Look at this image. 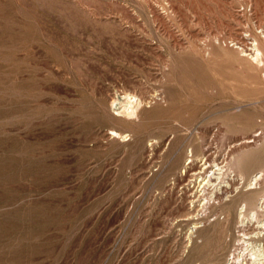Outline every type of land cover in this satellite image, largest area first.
Masks as SVG:
<instances>
[{
    "label": "rangeland",
    "instance_id": "rangeland-1",
    "mask_svg": "<svg viewBox=\"0 0 264 264\" xmlns=\"http://www.w3.org/2000/svg\"><path fill=\"white\" fill-rule=\"evenodd\" d=\"M256 45L264 0H0V264H250Z\"/></svg>",
    "mask_w": 264,
    "mask_h": 264
},
{
    "label": "bare ground",
    "instance_id": "bare-ground-1",
    "mask_svg": "<svg viewBox=\"0 0 264 264\" xmlns=\"http://www.w3.org/2000/svg\"><path fill=\"white\" fill-rule=\"evenodd\" d=\"M256 44V43H255ZM263 51H264V47L260 48L257 45L255 46V50L252 56L249 57L250 61L254 64V66L259 69L262 70V76L264 77V55H263ZM262 77V78H263ZM264 79V78H263ZM166 88V86H165ZM173 90V89H172ZM176 96V95H175ZM139 99H134L133 96H131L130 94H124L123 96H118L117 97V101H113L112 102V107H113V111L115 112V116L119 117V118H125L127 120H135L138 118L139 116V110H140V106H141V100L137 101ZM21 110V109H20ZM158 110H152L150 112H146V114L148 116H153L157 113ZM19 114V110L18 108H16L15 110V116ZM111 137H118L120 139H125L126 136L125 135H121L119 133H117L114 130L109 131L108 133ZM257 134V133H256ZM258 141V140H257ZM250 142V141H249ZM247 142H244V144H246ZM243 144V143H242ZM249 145V144H248ZM250 147V146H249ZM202 155V154H201ZM200 159V158H199ZM21 161V160H20ZM28 162V161H27ZM190 164V163H189ZM210 164V163H209ZM224 166V165H223ZM207 168V166H206ZM211 168V167H210ZM219 170V169H218ZM30 170H26V171H22L20 172V170L15 169V172H13L14 177L17 179L20 176H28L29 175ZM203 172V171H202ZM261 173V172H260ZM259 173L254 174L251 177V181H257L260 176H258ZM198 175V174H197ZM215 175V174H214ZM216 179H220V177H217ZM228 180V179H227ZM263 180V179H262ZM206 183V182H205ZM249 183V182H248ZM255 184V183H254ZM215 185V184H212ZM221 186V182H218L216 184V186ZM225 185V184H224ZM12 186V185H10ZM216 188V187H215ZM258 189V188H257ZM261 204V203H260ZM242 208V207H241ZM227 215V214H226ZM241 215V214H240ZM257 215V214H256ZM242 217V216H241ZM253 218V217H252ZM201 223V222H200ZM256 229H258L257 232L254 233V238H256V240H252V241H248L249 242V253H250V264H264V221L263 220H256ZM244 233V232H243ZM252 238V237H251ZM196 244H201L202 240L201 237L196 239ZM204 242V240H203ZM253 243H255V245H253ZM232 253V252H231ZM242 254V253H241ZM240 255V254H239ZM230 257V256H229ZM238 257V256H237ZM243 258V255L242 257ZM240 259H237V261H241ZM233 258H231L232 261ZM230 261V262H231ZM234 262L237 263V261L233 260ZM233 262V263H234ZM229 263V260L228 262ZM235 263V264H236ZM226 264V263H225ZM238 264V263H237ZM239 264H248L245 261H241L239 262Z\"/></svg>",
    "mask_w": 264,
    "mask_h": 264
}]
</instances>
